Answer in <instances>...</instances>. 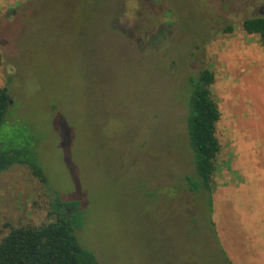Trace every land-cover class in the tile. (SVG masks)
I'll use <instances>...</instances> for the list:
<instances>
[{
  "label": "rangeland",
  "instance_id": "374dc122",
  "mask_svg": "<svg viewBox=\"0 0 264 264\" xmlns=\"http://www.w3.org/2000/svg\"><path fill=\"white\" fill-rule=\"evenodd\" d=\"M264 0H0V149L46 177L0 173V241L77 201L97 264H264V46L240 27ZM226 25L232 34H220ZM214 73L221 151L212 212L185 125L188 78ZM213 223V226L210 224Z\"/></svg>",
  "mask_w": 264,
  "mask_h": 264
},
{
  "label": "trees",
  "instance_id": "16d2710c",
  "mask_svg": "<svg viewBox=\"0 0 264 264\" xmlns=\"http://www.w3.org/2000/svg\"><path fill=\"white\" fill-rule=\"evenodd\" d=\"M240 27L247 35L257 36L264 46V15L245 18ZM235 27L226 25L220 34H232ZM214 73L201 68L187 82V111L185 116L188 143L192 151L193 177L187 176L191 193L204 192L208 208L212 212L213 177L221 144L216 135L220 111L211 86ZM9 94L0 89V131L11 111ZM14 164L28 167L33 177L46 183L37 153L29 146L0 149V173ZM55 218L41 225L12 226L5 224L8 234L0 241V264H97L94 255L82 248L75 237V229L81 215L77 201L53 202ZM213 226V223L210 224Z\"/></svg>",
  "mask_w": 264,
  "mask_h": 264
},
{
  "label": "flooded vegetation",
  "instance_id": "af4514ba",
  "mask_svg": "<svg viewBox=\"0 0 264 264\" xmlns=\"http://www.w3.org/2000/svg\"><path fill=\"white\" fill-rule=\"evenodd\" d=\"M258 15H264V4L259 8Z\"/></svg>",
  "mask_w": 264,
  "mask_h": 264
}]
</instances>
